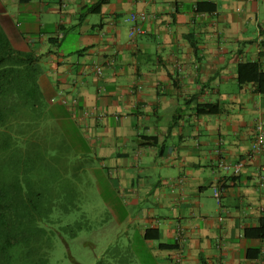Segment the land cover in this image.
<instances>
[{
  "label": "crops",
  "instance_id": "0c3cea01",
  "mask_svg": "<svg viewBox=\"0 0 264 264\" xmlns=\"http://www.w3.org/2000/svg\"><path fill=\"white\" fill-rule=\"evenodd\" d=\"M132 14L146 15L133 38ZM0 30L43 56L44 99L115 167L116 220L152 257L264 264V240L245 235L264 217V94L238 78L245 63L264 72V0H0Z\"/></svg>",
  "mask_w": 264,
  "mask_h": 264
},
{
  "label": "rangeland",
  "instance_id": "374dc122",
  "mask_svg": "<svg viewBox=\"0 0 264 264\" xmlns=\"http://www.w3.org/2000/svg\"><path fill=\"white\" fill-rule=\"evenodd\" d=\"M51 102L39 98L31 112L15 108L12 125L19 129V116L25 122L19 171L28 170L32 188L44 190L55 202L47 204L50 220L41 223L51 234L52 264H163L150 255L136 224L116 220L120 211L114 203L124 199L117 196L115 167L103 164L86 147L84 129L72 124L63 109L54 105L55 99ZM62 121L71 125L65 127ZM0 167L5 171L10 166L0 162ZM154 173L159 176V171ZM122 209L132 216L141 211V207Z\"/></svg>",
  "mask_w": 264,
  "mask_h": 264
},
{
  "label": "trees",
  "instance_id": "16d2710c",
  "mask_svg": "<svg viewBox=\"0 0 264 264\" xmlns=\"http://www.w3.org/2000/svg\"><path fill=\"white\" fill-rule=\"evenodd\" d=\"M42 59L43 56L15 49L0 30V162L10 166L5 171L0 169V264H52L51 234L41 223L50 220L47 204L55 202L45 196L44 190L32 188L28 170L19 171L25 122L19 116V129L12 125L15 108L31 112L43 98L39 85ZM238 78L240 83H254L264 94V72L258 64H241ZM218 110L217 104H207L200 111ZM245 235L264 240V217Z\"/></svg>",
  "mask_w": 264,
  "mask_h": 264
},
{
  "label": "built area",
  "instance_id": "2783aa9c",
  "mask_svg": "<svg viewBox=\"0 0 264 264\" xmlns=\"http://www.w3.org/2000/svg\"><path fill=\"white\" fill-rule=\"evenodd\" d=\"M146 20V15L145 14H132L129 18L128 21L131 22L132 28L130 30V37L133 38L138 34H142L143 31L140 26H138V22H143ZM97 73L101 74V70L97 69ZM264 149V132H263V126L258 125L257 126V136L255 138V141L253 142L251 146V154H257L261 152ZM224 169L229 168L226 164H222ZM243 166V163L236 164L233 166V172L235 174H238ZM215 196L217 198V202L220 203L219 199V192L218 190H215Z\"/></svg>",
  "mask_w": 264,
  "mask_h": 264
}]
</instances>
